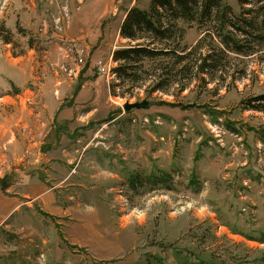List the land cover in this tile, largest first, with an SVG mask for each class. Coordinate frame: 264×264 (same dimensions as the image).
Instances as JSON below:
<instances>
[{"label": "rangeland", "instance_id": "374dc122", "mask_svg": "<svg viewBox=\"0 0 264 264\" xmlns=\"http://www.w3.org/2000/svg\"><path fill=\"white\" fill-rule=\"evenodd\" d=\"M150 2L0 0V264H264V113L244 104L264 44L182 85L121 83L119 27ZM179 26L172 48L203 36Z\"/></svg>", "mask_w": 264, "mask_h": 264}, {"label": "trees", "instance_id": "16d2710c", "mask_svg": "<svg viewBox=\"0 0 264 264\" xmlns=\"http://www.w3.org/2000/svg\"><path fill=\"white\" fill-rule=\"evenodd\" d=\"M251 3L238 16L222 0H151L147 10L131 8L121 22L119 36L136 43L112 53L117 63L112 72L132 87L151 80L155 92L175 83L182 85L194 77V71L198 76L208 69L222 70L229 54L251 56L264 44V0H239L241 6ZM179 23L204 29L193 47L168 45L175 37L183 38ZM244 104L248 110L264 113V94Z\"/></svg>", "mask_w": 264, "mask_h": 264}, {"label": "water", "instance_id": "95a60500", "mask_svg": "<svg viewBox=\"0 0 264 264\" xmlns=\"http://www.w3.org/2000/svg\"><path fill=\"white\" fill-rule=\"evenodd\" d=\"M149 106L147 101H142L140 103H133V104H125L123 106L124 112L129 113L131 110H140V109H147Z\"/></svg>", "mask_w": 264, "mask_h": 264}, {"label": "built area", "instance_id": "2783aa9c", "mask_svg": "<svg viewBox=\"0 0 264 264\" xmlns=\"http://www.w3.org/2000/svg\"><path fill=\"white\" fill-rule=\"evenodd\" d=\"M97 68L101 75H107L110 72L109 67L106 65H103L102 63H98Z\"/></svg>", "mask_w": 264, "mask_h": 264}]
</instances>
